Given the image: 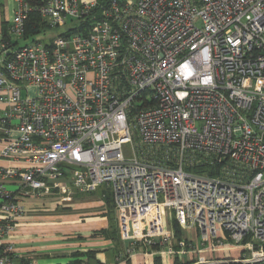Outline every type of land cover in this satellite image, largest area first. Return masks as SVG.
I'll use <instances>...</instances> for the list:
<instances>
[{
  "label": "built area",
  "instance_id": "obj_1",
  "mask_svg": "<svg viewBox=\"0 0 264 264\" xmlns=\"http://www.w3.org/2000/svg\"><path fill=\"white\" fill-rule=\"evenodd\" d=\"M14 1L0 39V264H20L4 240L24 200L100 187L121 238L145 226L119 259L140 244L193 251L165 231L169 212L264 261V0ZM31 13L41 33L64 31L25 39Z\"/></svg>",
  "mask_w": 264,
  "mask_h": 264
},
{
  "label": "crops",
  "instance_id": "obj_2",
  "mask_svg": "<svg viewBox=\"0 0 264 264\" xmlns=\"http://www.w3.org/2000/svg\"><path fill=\"white\" fill-rule=\"evenodd\" d=\"M15 9L14 0H0L2 40L11 39L7 27ZM23 206L16 229L4 240L14 246L20 264H249L241 261L245 252L240 246L229 241L217 244L212 239L202 242L196 228H180V240L190 241L193 251L170 256L157 246L140 244L127 259H119L145 226L137 228L130 223L128 236L121 238L116 210L104 193L72 191L63 196L29 198ZM164 222L165 231L174 234L173 221L164 216Z\"/></svg>",
  "mask_w": 264,
  "mask_h": 264
},
{
  "label": "trees",
  "instance_id": "obj_3",
  "mask_svg": "<svg viewBox=\"0 0 264 264\" xmlns=\"http://www.w3.org/2000/svg\"><path fill=\"white\" fill-rule=\"evenodd\" d=\"M44 27L45 26L43 25V23H41L40 17L37 14H35V13L29 14L27 24H26V32H25L24 38L28 39L31 36L39 34L40 32L44 31V29H45ZM219 169H220L219 166H215V167H211V168L200 167V168H198V170H196V172L205 174L207 176H215V175H217ZM104 194H105L106 200L111 202V204L113 206L111 193L107 192V191L105 192V190H104ZM172 230L174 233L173 234L174 238L176 240H180L181 239V230H180L179 226L175 223V221H173ZM251 264H264V261L251 263Z\"/></svg>",
  "mask_w": 264,
  "mask_h": 264
},
{
  "label": "rangeland",
  "instance_id": "obj_4",
  "mask_svg": "<svg viewBox=\"0 0 264 264\" xmlns=\"http://www.w3.org/2000/svg\"><path fill=\"white\" fill-rule=\"evenodd\" d=\"M64 31V28L63 27H57V28H55V29H48V30H46V32L45 33H41L40 32V34H38L37 35V37L36 38H38V39H41V38H44L43 39V41L42 42H45L46 40H48V39H52V38H54L55 36H57V35H59V34H61L62 32ZM44 36V37H43ZM30 41L29 40H27V41H23V40H19L18 41V45L20 46V45H23V44H25V43H29ZM134 141H135V139H134ZM135 145V144H134ZM128 147H129V145H125L124 146V151L125 152H128ZM9 189H13V187H9ZM104 188L103 187H100V188H98V190H96V191H94V192H92V193H99V194H101V193H104ZM107 190H105V192H106ZM107 192H109V191H107ZM165 217L168 219H172V221H173V213H169V212H166L165 213ZM245 256L246 257H249V251L248 250H245Z\"/></svg>",
  "mask_w": 264,
  "mask_h": 264
}]
</instances>
